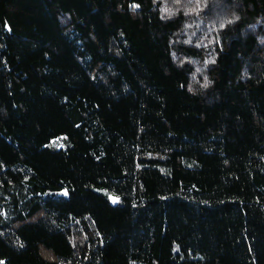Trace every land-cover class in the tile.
Listing matches in <instances>:
<instances>
[{"label": "trees", "instance_id": "1", "mask_svg": "<svg viewBox=\"0 0 264 264\" xmlns=\"http://www.w3.org/2000/svg\"><path fill=\"white\" fill-rule=\"evenodd\" d=\"M0 264H264V0H0Z\"/></svg>", "mask_w": 264, "mask_h": 264}, {"label": "snow or ice", "instance_id": "2", "mask_svg": "<svg viewBox=\"0 0 264 264\" xmlns=\"http://www.w3.org/2000/svg\"><path fill=\"white\" fill-rule=\"evenodd\" d=\"M117 202H118V198H113V203H117Z\"/></svg>", "mask_w": 264, "mask_h": 264}]
</instances>
